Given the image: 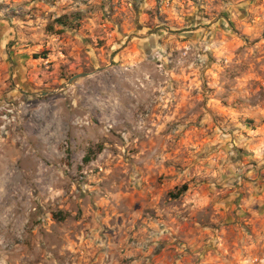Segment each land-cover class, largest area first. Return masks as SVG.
<instances>
[{
    "label": "rangeland",
    "instance_id": "obj_1",
    "mask_svg": "<svg viewBox=\"0 0 264 264\" xmlns=\"http://www.w3.org/2000/svg\"><path fill=\"white\" fill-rule=\"evenodd\" d=\"M73 91L115 96L107 135L92 117L69 124ZM73 139L83 206L33 190L0 209V264H108L110 245L128 253L113 248L116 264H140L129 246L157 222L147 264H264V0H0V157L29 174L53 157L68 169ZM110 157L113 170L94 168ZM96 173L123 208L96 203ZM147 185L169 211L145 208ZM86 208L103 217L95 255L65 239L90 233Z\"/></svg>",
    "mask_w": 264,
    "mask_h": 264
},
{
    "label": "clouds",
    "instance_id": "obj_2",
    "mask_svg": "<svg viewBox=\"0 0 264 264\" xmlns=\"http://www.w3.org/2000/svg\"><path fill=\"white\" fill-rule=\"evenodd\" d=\"M131 70L132 69H129V71ZM71 105L72 108L70 111H72V119L69 124H91L92 120L89 117H92L99 122L93 125V127L98 128L100 135L104 136L107 135L108 129L111 128L113 124L117 123L119 102L115 96H109L107 99L97 96L93 99L92 96H78L75 94V91H73ZM108 108L111 109V114L105 110ZM85 112H88L89 115H84ZM80 116H83V119H80ZM109 121H111V123H109ZM227 139L229 138L226 137L225 140ZM4 143L7 142L4 141ZM77 147L78 142L73 139V157L70 161L71 168L65 169L62 164L53 157L49 160V163L52 165L50 169L42 167L38 172L33 170V174H29L26 169H18L15 167V162L18 157L14 152H9L0 157V209L4 210L5 218L17 207V204L21 202L25 195L29 199H33V190L39 192L40 198L46 197L49 200L55 201L57 197H61V202L71 203L73 208H76L79 205L78 198L80 193H74L71 184L73 181H76L77 184L83 186V180L79 172L80 160L77 155ZM25 155H27V153H25ZM116 160V157H110L108 160H104L103 163L98 161L94 165V168H100V172L105 173V167L107 166L108 170L111 171L116 167V164L113 163V161ZM94 168H90L89 172L92 173ZM44 173H48V176H45ZM65 173H67V175ZM193 175H195V173H193ZM105 179L106 175L101 176L100 173L94 175L90 174L88 177L89 181L96 182V203L108 208H123L121 205V200L123 198L121 192L117 190L116 195L112 194V189L116 186L110 183H105L104 185L100 184V181ZM133 180H135V177H133ZM135 182L140 183L138 180ZM130 183L131 182H129V184ZM101 187L103 188V194L100 191ZM155 194L151 185L142 186L137 198L141 199L145 208H156L160 215H163L164 212L169 211V209L166 205L158 206L152 200ZM112 201H115V204H112ZM84 203H89L87 190L85 192ZM85 210L90 212L93 216L90 233L87 235L70 233L65 235V239L68 245L76 246L75 242L71 239V235H76V239L82 241L85 245L84 250L91 249L90 255H95L99 249L104 247V242L102 240L97 243L98 224L103 217H101L99 212H91L90 208H86ZM126 213L136 217V214L131 211L130 204L127 205ZM132 223L135 224V220H133ZM145 223H147V221ZM158 224L159 222H157L154 232H147V230L142 229L143 235L137 233L139 242L129 246L132 251L139 254L140 264H147V246L149 241L159 239L156 235V233L159 232ZM165 230L167 231L168 229ZM76 247L78 251L81 250L79 246ZM113 248H115L117 252H123L125 255L128 254L127 251L123 250L122 246L110 245L109 250L101 256V259L107 260L108 264H116V256L112 253ZM110 255L111 258H109Z\"/></svg>",
    "mask_w": 264,
    "mask_h": 264
},
{
    "label": "trees",
    "instance_id": "obj_3",
    "mask_svg": "<svg viewBox=\"0 0 264 264\" xmlns=\"http://www.w3.org/2000/svg\"><path fill=\"white\" fill-rule=\"evenodd\" d=\"M73 17H74L73 19H75V20H80V19H81V16H79V15H76V16H73ZM57 23H58L60 26H62L63 28H67L68 25H69V20H68L67 18H61V19L57 20ZM79 26H80V24H77V28H79ZM191 35L193 36V34H191ZM91 161H92V160H91L90 157L85 158V162H86V163H90ZM187 191H188V188L185 186V187L182 189V191L180 192L179 196L184 195L185 193H187ZM179 196H178V197H179Z\"/></svg>",
    "mask_w": 264,
    "mask_h": 264
},
{
    "label": "water",
    "instance_id": "obj_4",
    "mask_svg": "<svg viewBox=\"0 0 264 264\" xmlns=\"http://www.w3.org/2000/svg\"><path fill=\"white\" fill-rule=\"evenodd\" d=\"M187 35H190V36H192L191 34H187ZM81 76H83V75H81ZM81 76H77V77H75L73 80H75L76 78H79V77H81ZM73 80H71V82H70V83H72V82H73Z\"/></svg>",
    "mask_w": 264,
    "mask_h": 264
}]
</instances>
